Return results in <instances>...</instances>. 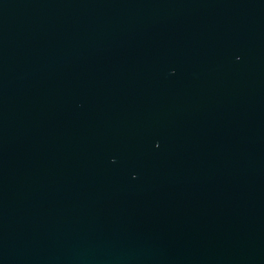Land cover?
<instances>
[{
	"label": "water",
	"instance_id": "obj_1",
	"mask_svg": "<svg viewBox=\"0 0 264 264\" xmlns=\"http://www.w3.org/2000/svg\"><path fill=\"white\" fill-rule=\"evenodd\" d=\"M0 264H264V0H0Z\"/></svg>",
	"mask_w": 264,
	"mask_h": 264
}]
</instances>
